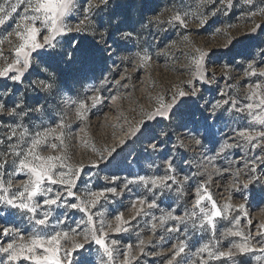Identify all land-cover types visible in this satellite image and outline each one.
<instances>
[{
    "label": "rangeland",
    "instance_id": "1",
    "mask_svg": "<svg viewBox=\"0 0 264 264\" xmlns=\"http://www.w3.org/2000/svg\"><path fill=\"white\" fill-rule=\"evenodd\" d=\"M0 264H264V0H0Z\"/></svg>",
    "mask_w": 264,
    "mask_h": 264
}]
</instances>
